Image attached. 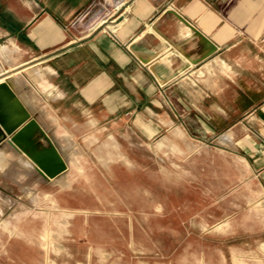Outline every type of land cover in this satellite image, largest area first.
<instances>
[{"label": "crops", "instance_id": "0c3cea01", "mask_svg": "<svg viewBox=\"0 0 264 264\" xmlns=\"http://www.w3.org/2000/svg\"><path fill=\"white\" fill-rule=\"evenodd\" d=\"M96 1L0 0V75L20 67L10 86L43 128L51 120L37 108L64 124L65 105L96 122L126 121L179 154L227 157L208 184L222 188L210 202L224 206L209 217L236 227L240 220L241 231L225 239L247 236L242 260L264 264V0H120L118 25L77 39L70 27ZM30 233L24 242L35 245L39 230ZM213 246L221 258L211 253L209 264H235L238 248ZM26 254L10 260L8 252L1 264H74Z\"/></svg>", "mask_w": 264, "mask_h": 264}, {"label": "rangeland", "instance_id": "374dc122", "mask_svg": "<svg viewBox=\"0 0 264 264\" xmlns=\"http://www.w3.org/2000/svg\"><path fill=\"white\" fill-rule=\"evenodd\" d=\"M89 12L70 27L77 39L106 31L90 28L99 8ZM17 69L4 72L0 80L14 88ZM37 109L51 120L42 121V129L61 151L67 170L45 179L32 161L27 164L24 153L7 142L0 145V264L8 252L11 260L23 249L27 260L35 252L37 259L55 257L74 264H209L211 253L219 263L220 253L213 257L210 245L238 248L231 251L234 263L246 264L240 249L249 242L247 236L224 237L241 231L240 220L236 227L209 217L221 214L224 206L210 202V192L222 188L208 184L227 157L179 154L165 140L141 137L126 121L96 122L64 105L58 111L64 124L74 110L73 128L67 131L50 108ZM33 117L40 124L41 114ZM37 137L49 146L46 137ZM34 227L40 234L35 245L33 234L28 235ZM49 230L56 246L50 244Z\"/></svg>", "mask_w": 264, "mask_h": 264}, {"label": "water", "instance_id": "95a60500", "mask_svg": "<svg viewBox=\"0 0 264 264\" xmlns=\"http://www.w3.org/2000/svg\"><path fill=\"white\" fill-rule=\"evenodd\" d=\"M192 31L201 37L194 28ZM37 133L46 137L48 147H41V142L37 141ZM4 141L19 153H24L45 179L52 180L67 170L65 160L40 124L10 84L0 80V144Z\"/></svg>", "mask_w": 264, "mask_h": 264}, {"label": "built area", "instance_id": "2783aa9c", "mask_svg": "<svg viewBox=\"0 0 264 264\" xmlns=\"http://www.w3.org/2000/svg\"><path fill=\"white\" fill-rule=\"evenodd\" d=\"M95 8H99V17L90 26L94 30L113 28L121 22L126 11L120 0H98L89 6L88 11L91 12Z\"/></svg>", "mask_w": 264, "mask_h": 264}, {"label": "bare ground", "instance_id": "6f19581e", "mask_svg": "<svg viewBox=\"0 0 264 264\" xmlns=\"http://www.w3.org/2000/svg\"><path fill=\"white\" fill-rule=\"evenodd\" d=\"M25 67H26V66H25ZM21 68H22V67H21ZM18 69H20V67H19ZM18 69H17V70H18ZM17 70H16V71H17ZM16 71H15V72H16ZM3 76H5V75H3ZM0 78H2V75H0ZM17 96H18V95H17ZM4 142H6V141H4ZM4 142H3V143H4ZM1 144H2V143H1ZM1 144H0V145H1ZM31 163H32L31 160H30V159H27V164H31Z\"/></svg>", "mask_w": 264, "mask_h": 264}, {"label": "flooded vegetation", "instance_id": "af4514ba", "mask_svg": "<svg viewBox=\"0 0 264 264\" xmlns=\"http://www.w3.org/2000/svg\"><path fill=\"white\" fill-rule=\"evenodd\" d=\"M37 141H39V138L37 137Z\"/></svg>", "mask_w": 264, "mask_h": 264}]
</instances>
